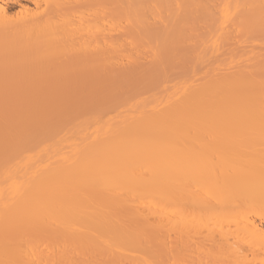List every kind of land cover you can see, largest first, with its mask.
<instances>
[{"label": "bare ground", "instance_id": "obj_1", "mask_svg": "<svg viewBox=\"0 0 264 264\" xmlns=\"http://www.w3.org/2000/svg\"><path fill=\"white\" fill-rule=\"evenodd\" d=\"M5 1L0 264H264V0Z\"/></svg>", "mask_w": 264, "mask_h": 264}, {"label": "rangeland", "instance_id": "obj_2", "mask_svg": "<svg viewBox=\"0 0 264 264\" xmlns=\"http://www.w3.org/2000/svg\"><path fill=\"white\" fill-rule=\"evenodd\" d=\"M4 1H5V0H3V2H4ZM36 1H37V3L39 2L40 4H41V2H42V4H41L42 6L45 5V2H46V1L43 2L44 0H36ZM36 1H35V0H18L17 2H14L13 0H11V1H10V0H6V1H5V6L8 7V11H9L8 14H9V15H12V16L14 15V17H17V16H15V15H16V14H17V15H20L19 12L21 13V8L24 9L25 6H26L25 8H28V7H29L28 9H32V10H30L31 12L34 11V10L36 11V5H37V4H36ZM68 63H69V62H68ZM68 63H67V64H68ZM75 63H76V64H75ZM69 64H71V66L69 65L71 68H74V66L77 67L76 65H78V62L73 61V62H70ZM67 66H68V65H67ZM72 66H73V67H72ZM195 205H196V204H195ZM195 205L192 206V207L196 209L198 206L195 207ZM192 207H191V209H192ZM191 209H190V210H191ZM195 209H192V210H194V211H190V210H189V211H190L189 213H192V215L190 214L191 216H188L187 213H186L187 217H189V218H188L189 221L192 223L193 231H194V228L196 227L194 233L191 231L194 235H193L192 233H191L192 236H191L190 234H185V233H184V234L179 233V232L174 233V234H173L174 236L177 234V235H176L177 238H176V237H174V238H175V240H176V239L179 240V241L177 242L178 245H181L180 243H184V242L186 241V238H187V237H188V238L191 237L192 239H188V238H187V241L191 240L190 242H188L187 245H190V244L193 245V244H194L193 246H196V245L198 246V244L200 243L199 246H201V245L204 246L205 243H206L207 241L204 242V243H203L204 245H203V244H201V243H202L201 240H203V238H204V241L207 240V239H210V238H208L209 234L206 233L208 236H206V237L204 236V235H206V234H205V231H206V230H207V231L211 230L210 225H212L211 227H214V228L216 227L215 230L218 229V228H220V229H223V230H230L231 233H232V232H236L237 229H239V227H240V229H241V227L245 225V224H244V225L242 224L243 221H242V223H241L242 226H241V224L237 223L238 221H237V222L233 221V222L222 223L223 221L220 222L219 219H217L216 217H215V218H214V217H211L212 220H211V218H209V220H208L207 217L204 216V215H205V212H202V214L204 213V215H203L204 217H202V216H201L202 214H201L200 210L198 209L199 212H200V214H199L198 210L196 211ZM195 211H196V213H195ZM187 212H188V211H187ZM195 215L197 216V218H195V217H196ZM198 215H200L201 217L198 216ZM192 216H193V219H195V220L192 219ZM187 217H185V218L183 219L182 217H178V216H177V218H176V217H175V218H176V219L180 218V220H181V218H182V219L184 220V222H188V220L186 219ZM190 218L193 220V222H192V220H191ZM205 218H206V219H205ZM213 218H214V219H213ZM185 219H186V221H185ZM204 219H205V220H204ZM196 220H197V221H196ZM210 220H211L212 222H211ZM177 221H178V220H177ZM181 221H182V220H181ZM194 221H195V224H196V225L194 224ZM209 221H210V225H208V224H209V223H208ZM214 221H215V222H214ZM216 221H217V223H216ZM190 222H188V224H189ZM196 222H197V223H196ZM206 222H207V223H206ZM256 222H257L260 226H262V227L264 226V222H262L260 219H257ZM260 222H261V223H260ZM205 223H206V224H205ZM235 223H236V224H235ZM245 223H246V222H245ZM181 224H182V223H181ZM181 224H179L180 226L178 225V229H180L179 227L184 228V227H183V226H184V223H183L182 226H181ZM185 224H186V226L188 225L187 223H185ZM238 224H239V225H238ZM207 225H208V226H207ZM236 225H237V227H238V226H239V227L236 228ZM197 226H198V227H197ZM203 226H204V227H203ZM245 226H246V225H245ZM167 227H169V226H167ZM205 227H206V229H205ZM150 228H153V226L150 227ZM150 228H148V229H150ZM176 228H177V227H176ZM207 228H209V230H208ZM214 228H213V229H214ZM263 228H264V227H263ZM159 229H160V228H159ZM185 229H186V227H185ZM201 229H202V231H201ZM203 229H205V231H203ZM153 230H156V229H153ZM157 230H158V229H157ZM161 230H162V228H161ZM164 230H165V229H164ZM174 230H175V229H174ZM174 230H173V231H174ZM186 230H188V229H186ZM196 230H197V232H196ZM142 231H143V230H142ZM146 231H148V230H146ZM150 231H152V229H151ZM150 231H149L148 233H150ZM173 231H172V232L170 231V232L173 233ZM177 231H178V230H177ZM182 231H183V229H182ZM217 231L219 232V230H217ZM143 232H144V231H143ZM157 232H160V231H157ZM166 232H168V231H166ZM174 232H175V231H174ZM213 232H214V230H213ZM213 232H212V233H213ZM221 232H222V231H221ZM223 232H224V231H223ZM223 232H222V233H223ZM237 232H239V230H238ZM148 233H147V234H148ZM196 233H197V234H196ZM227 233H228V232H227ZM135 234H136V233H135ZM144 234H145V233H144ZM150 234H153V232L150 233ZM160 234H162V231L160 232ZM160 234L158 233V235H160ZM164 234H165V233H164ZM168 234H170V233H168ZM168 234H167V236H168ZM181 234H182V236H184V237L182 238L183 241H182V239H181V236H179V235H181ZM199 234H200V235H199ZM214 234H215V232H214ZM216 234H217L218 237L220 238L219 233H216ZM216 234H215V235H216ZM228 234H229V233H228ZM233 234H234V233H233ZM236 234H237V233H235L234 235H236ZM242 234H244V232H242ZM153 235H154V234H153ZM170 235H171V239H174V238H172L173 235H172V234H170ZM170 235H169V236H170ZM185 235H186L187 237H186ZM210 235H211V234H210ZM215 235H214V236H215ZM230 235H232V234H230ZM234 235H233L232 237H233L234 240H235ZM134 236H135V235H134ZM155 236H157L156 232H155ZM163 236H166V235H161V237H163ZM195 236H196V237H195ZM200 236L203 237L201 240H200V238H201ZM179 237H180V239H181V242H180ZM185 237H186V238H185ZM194 237H195L196 239H197V237H198L199 239H197V240H199L200 242L198 243V241L194 240ZM210 237H211V236H210ZM212 237H213V235H212ZM218 237H216L215 239L217 240ZM232 237H231V238H232ZM236 237H238V236H236ZM163 238H164V237H163ZM231 238L229 239L230 242H232V240H233V239H231ZM164 239H166V238H164ZM171 239H170V237H167V240H171ZM213 239H214V238H213ZM250 239H251V238H250ZM218 240H219V239H218ZM234 240H233V241H234ZM248 240H249V238H248ZM251 240H252V239H251ZM187 241H186V243H187ZM192 241H196L197 244L195 245V243L192 242ZM208 241H210V240H208ZM212 241H214V240H212ZM212 241H210V242H212ZM220 241H221V240H220ZM252 241H253V240H252ZM179 242H180V243H179ZM191 242H192L193 244H192ZM218 242H219V241H217V243H218ZM221 242H222V241H221ZM234 242H235V241H234ZM248 242H249V241H248ZM186 243H184V245H185ZM244 243H245V242H244ZM138 244H139V243H138ZM209 244H210V243H208L207 245H209ZM205 246H206V245H205ZM124 250H125V249H124ZM122 251H123V250H122ZM127 252H128V250H127ZM260 258H261V257H260ZM106 259H108V258L104 255L103 260H106ZM103 262H104L105 264H107L108 262L110 263L109 260H106L107 263H106L105 261H103ZM104 263H103V264H104Z\"/></svg>", "mask_w": 264, "mask_h": 264}]
</instances>
